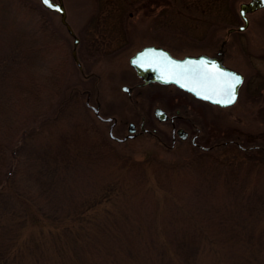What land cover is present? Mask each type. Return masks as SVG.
Segmentation results:
<instances>
[{"label":"rangeland","instance_id":"rangeland-1","mask_svg":"<svg viewBox=\"0 0 264 264\" xmlns=\"http://www.w3.org/2000/svg\"><path fill=\"white\" fill-rule=\"evenodd\" d=\"M241 1L246 0H62L66 20L79 39V71L70 56L72 38L56 12L44 9L39 0H0V55L12 43H21L23 50L30 43H45L39 62L47 74L60 73L63 99L61 107L53 104L47 112L56 118L35 120L8 154L11 171L0 186L1 247L7 239L33 236L29 239H41L40 247L50 257L57 248L64 249L60 244L68 237L57 236L60 226L47 228L48 218L56 223L80 214L90 217L91 247L98 248L83 252L87 245H75L81 259L97 258L104 247L121 264H138L142 255L144 264H174L177 258H167L165 240L185 264L192 258L193 264L264 263V7L247 14L241 33L227 34L238 21ZM158 10L153 21L158 36L153 37L169 42L180 38L177 56L186 48L213 52L227 38L224 61L244 76L232 105L208 106L171 85L145 86L132 98L120 91V84L135 81L126 57L140 45L139 29L150 26ZM114 15L121 20L117 34L110 23ZM40 24L46 36L39 35ZM151 35L148 30L146 39ZM118 38L125 39L124 50L113 55L109 52ZM85 92L91 105H99L101 116L115 118L114 135L126 134V123L137 126L142 115L157 137L112 140L109 121L98 120L85 105ZM177 96L184 97L179 112L201 134L211 133L198 143L230 138L257 148L240 152L230 145L219 153H201L188 141L169 146L168 123L157 121L151 111L157 105L171 112L168 100ZM178 220L181 229L200 223L211 245L191 228L188 236L175 232ZM128 251L139 252L140 259L126 263Z\"/></svg>","mask_w":264,"mask_h":264},{"label":"trees","instance_id":"trees-1","mask_svg":"<svg viewBox=\"0 0 264 264\" xmlns=\"http://www.w3.org/2000/svg\"><path fill=\"white\" fill-rule=\"evenodd\" d=\"M45 30L42 24H40L38 31L41 37L46 36ZM45 46V43L41 41L40 44L30 43L23 50L21 43H12L7 47L6 53L0 55V118H2L0 122V186L7 180L8 173L11 171V164L9 166L7 160H9V155L11 156V152L14 150L16 141L23 136L24 131L31 128L35 120L45 118L55 119V113L51 115L47 112L53 104L61 107L63 102V99L59 97L61 94L60 73L57 70H53L47 74V72L42 70L43 65L39 62L41 58H38V56L43 52ZM36 57V66L34 68ZM186 218L190 220L189 217ZM89 219L90 217H80L79 214L76 217H65L54 223L48 218L49 222H46L47 228L52 230L60 226L63 230L61 233L58 232L57 236L60 237L67 234L68 237L65 242H59L61 243L60 247L64 246V249L57 248L54 255L50 257L45 255V251L40 247L42 240L38 238H35L37 240H30L29 238L33 236H29L28 229H23L27 230L24 233L29 238L20 239L18 236V239L15 237L9 241L7 239L6 242L4 241L3 247H1L2 241H0V264H121L112 254L113 251L107 254L108 251L104 250V247L101 249L103 252L101 250L98 251L97 258L90 255H86L82 259L80 258L82 254H78L79 250L74 247L75 245L80 248L82 244L87 245L83 249V252L92 250L97 252L98 250V248L91 247L90 238L92 235H90L91 223H88ZM43 223L44 221L38 223L36 227L41 228ZM179 225L178 220L176 221L177 229L175 232L188 236L191 228L196 230L198 234L204 235L207 241L206 245H211V240L209 236H205L207 233L200 226V223L197 224L193 221L191 226L186 225L182 229ZM84 227L85 231L82 230L83 234L82 232L81 234L77 233L78 228ZM104 229L105 226H103L102 230ZM64 230H67V232H63ZM113 234L116 236V233ZM163 243L166 245V254L169 260L177 258L174 264H185L180 261L182 258L177 257L176 254L174 255V253L169 251V246L165 244V240ZM187 243L190 244L191 242L187 241ZM19 252L22 254L18 257ZM14 259L16 260L13 262ZM21 259L22 263H19ZM139 259V252L131 253L128 251V256L126 255L124 261ZM145 259V256L142 255L141 261L138 264H144ZM192 260L193 258L186 264H193Z\"/></svg>","mask_w":264,"mask_h":264},{"label":"water","instance_id":"water-1","mask_svg":"<svg viewBox=\"0 0 264 264\" xmlns=\"http://www.w3.org/2000/svg\"><path fill=\"white\" fill-rule=\"evenodd\" d=\"M39 3L44 9L48 11L56 12L58 14L59 23L64 27L65 31L72 38L71 49H70L71 59L75 63L76 68L79 71H81L80 62L76 56V45L78 43V37L75 35L73 29L66 20V12L62 0H51V3L53 5L59 6V8L61 9L60 11L55 10L54 7L50 8L49 6L45 5L43 3V0H39ZM262 7H264V0H246L239 2L237 12L242 22L236 27L237 30H243L244 28H246L248 23V18H247L248 13L254 12ZM133 60H140L141 62L133 63ZM201 61H203V63L207 65V69L194 71V66L199 65ZM129 64L134 69L136 76L140 78L141 84H146V83L149 84L155 82L163 85H173L191 94L193 97L197 99L221 107L231 105V104L224 105L216 102L225 95L226 85L224 83V78L218 77L217 80L204 79L201 77L200 72L210 70L212 69V65H216L217 74L223 73L225 76L235 74L241 77V79L243 80V75L240 71H237L236 69L223 64L221 50H219L215 55L186 54L183 55L182 57H175L172 56L166 49L162 47L148 45V46H143L137 51H135L129 57ZM149 64H151V66H148ZM240 85H238L236 88V98ZM122 88L124 89L125 86H122ZM205 96H209L210 98L205 99ZM85 105L90 107V105L87 104V101H85ZM92 109H93L92 110L93 114L97 118L101 120L109 119V117L106 118L101 117L98 114L96 106H92ZM154 114L159 120L165 118V113H163V111L158 107L154 109ZM132 125L133 123L129 122L128 131L132 130L130 127ZM108 136L117 141H123L127 137H131L130 134L124 135L122 137L114 136L111 132V125L109 126L108 129ZM236 144L238 145V148L240 149L243 148L240 147L237 142ZM253 146L254 148H257V146L255 145ZM253 146H250L248 148H253ZM244 149L246 148L244 147Z\"/></svg>","mask_w":264,"mask_h":264},{"label":"flooded vegetation","instance_id":"flooded-vegetation-1","mask_svg":"<svg viewBox=\"0 0 264 264\" xmlns=\"http://www.w3.org/2000/svg\"><path fill=\"white\" fill-rule=\"evenodd\" d=\"M117 7V8H115ZM142 6H140L139 8H141ZM112 9H115L117 11H120L121 8L118 7V6H114L112 7ZM160 14V11L158 10L157 13L155 15L152 16V22H151V25L150 26H147V27H144L142 29H139L140 31V34L142 36L139 37V40H140V45L135 48L127 57H126V61L128 63V70L132 73L133 77L135 78V81L131 84H126V83H122L119 85V88H120V91H122L124 93V95L128 98H132L134 97V95H138L140 93H137V92H141L139 89L145 87V86H154V85H163V84H159V83H155V82H152V83H146V84H141V80L140 78H138L135 74V71L134 69L132 68V66L129 64V57L135 52L137 51L138 49H140L141 47L143 46H148V45H152V46H159V47H162L164 49H166L172 56H175V57H182L183 55H186V54H189V55H196V54H207V55H215L217 54V52L219 50L222 51V62L223 64H225L226 66H229V67H232L230 65H228L227 63H225L224 61V58H225V45H226V42H227V38H223L219 41L218 43V47L215 51H211V52H208L207 50H211V49H201V51H190V49H185V51H187L186 53H183L181 56H177V54L175 53L176 51L179 50L180 48V43H181V39L180 38H176V39H173L171 42L169 41H164L163 39L162 40H159V39H156L154 38L153 36H158L156 34H158V30H157V26H156V23H154L153 21L157 19V17L159 16ZM237 15H238V21H236L237 23L233 26H230L227 28L226 32L227 34H231L233 32H236L237 34L241 33L243 30H237V26L242 22L241 21V18L237 12ZM155 16V17H154ZM111 21L110 23H113V31H115V33L117 34L116 31H118V27L116 24L120 23L121 20H120V17H116L115 15L112 16V18H110ZM155 26V27H154ZM230 29V30H228ZM148 30H150V34H152L150 36L151 39H146L145 36L148 35ZM169 37V36H168ZM124 38H118V39H115L113 40V42H115L117 45V47H114L110 50L109 53H113V55H119L121 52H123V48H124ZM207 40V35L205 36V39L204 41ZM79 41V39H78ZM159 41H162V42H159ZM164 42V43H163ZM202 50H206V51H202ZM101 51H104V50H101ZM189 51V52H188ZM81 65V64H80ZM234 68V67H232ZM235 69V68H234ZM78 70V69H77ZM242 73V72H241ZM243 75V73H242ZM244 81V76H243V80L242 82ZM122 86H125V88L123 89ZM173 86V85H171ZM174 88H176L180 93H182L183 95H187V96H190V98L194 99V100H197L198 102L200 103H203V104H207L208 106H213V107H217V108H224V107H228V106H224V107H221V106H216V105H213V104H210L206 101H203V100H200V99H197L195 97H193L191 94L181 90L180 88H177L174 86ZM239 91V89H238ZM239 93V92H238ZM238 93H237V97H238ZM89 97H90V93L88 92H85V100H84V103L85 101H87V104L90 105V109H92V106H96L97 107V111H98V114H99V105L96 104V105H91L88 100H89ZM183 98L184 97H180V96H177L176 98H173L172 100H168L169 103L174 107L173 110L171 112H168L167 110H165L164 108L160 107V106H157V105H154L152 107V116L157 120V121H161V122H167L168 123V127H169V146L172 147L174 141L176 140H180V141H188L191 145V147L195 150L198 148V150L201 152V153H208V152H214V153H219L221 152L223 149L229 147L230 145L231 146H235V148H237V150H240V152H243V151H246V150H251V149H256L254 148L253 145H248V146H241V144H239L240 147H243V148H238V145L236 144V140L234 139H226L224 141H210L208 144L204 145V144H201V143H198L200 141H204L208 138L209 134L211 133H208V132H205L204 134H201V129L199 126H197L195 124V122L187 115H184V114H181L179 112V107H177V105L179 104L180 106V103H179V100H181L183 102ZM237 99V98H236ZM236 101V100H235ZM232 105V104H231ZM87 106V105H86ZM230 106V105H229ZM158 107L159 109H161L163 111V113H165V118L162 119V120H159L155 114H154V109ZM100 115V114H99ZM101 116V115H100ZM96 117V116H95ZM101 117H104L106 118L105 116H101ZM109 119H106V120H101L99 118H97L98 120L100 121H103V122H108L109 121V124L107 126V134H108V129H109V126L111 125V132L113 131V127L115 126V118L111 117V116H108ZM133 125L130 126L131 127V131H128V127H129V122L126 123V126H125V129H126V134L124 135H127V134H130L131 137H127L126 139H129V138H133L134 136L136 135H140V134H150L152 135L153 137H157V135L155 134V130L154 128H148L145 126V121H144V117L141 115V117L139 118V122L136 126V124L134 122H132ZM142 126V128H141ZM189 129L192 130V133L189 132ZM236 132H239L240 130H235ZM215 133V132H214ZM243 133V132H242ZM113 134V133H112ZM246 134V133H245ZM114 135V134H113ZM122 135V136H124ZM116 136V135H114ZM121 136V137H122ZM246 136V135H245ZM251 135L248 134V138L250 137ZM116 137H119V136H116ZM111 138V137H110ZM112 140H115L113 138H111ZM125 139V140H126ZM117 141V140H115ZM124 141V140H123ZM118 142H122V141H118ZM221 142L223 144H219L220 146L222 145L221 148L219 149H216L217 148V145L218 143ZM250 146H253V148H248ZM195 147V148H194ZM244 147L246 149H244ZM213 149V150H212ZM216 149V150H214Z\"/></svg>","mask_w":264,"mask_h":264},{"label":"snow or ice","instance_id":"snow-or-ice-1","mask_svg":"<svg viewBox=\"0 0 264 264\" xmlns=\"http://www.w3.org/2000/svg\"><path fill=\"white\" fill-rule=\"evenodd\" d=\"M43 3L47 6H49L50 8L54 7L55 10H58V11L61 10L58 5H53L51 3V0H43ZM140 62H141L140 60H133V63H140ZM148 66H151V64H149ZM201 69H207V65H205L203 63V61H201V63L199 65L194 66V71L195 70H201ZM200 75L202 78L209 79V80H217L218 77L224 78V83L226 85L225 95L221 99L217 100L216 101L217 103L229 105L235 101V99H236V88L238 85H240L242 83L241 77H239L238 75H235V74H231L228 76H225L223 73L217 74L216 65H212V69H210V70L201 71ZM209 98H210L209 96H205V99H209Z\"/></svg>","mask_w":264,"mask_h":264}]
</instances>
